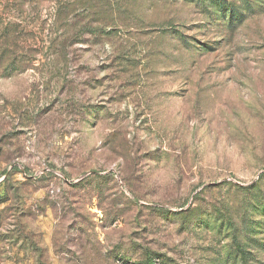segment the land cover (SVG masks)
I'll return each mask as SVG.
<instances>
[{"label": "rangeland", "instance_id": "374dc122", "mask_svg": "<svg viewBox=\"0 0 264 264\" xmlns=\"http://www.w3.org/2000/svg\"><path fill=\"white\" fill-rule=\"evenodd\" d=\"M0 264H264V0H0Z\"/></svg>", "mask_w": 264, "mask_h": 264}]
</instances>
